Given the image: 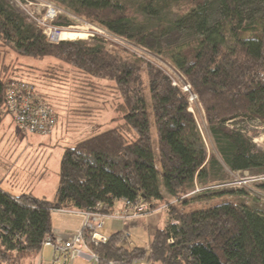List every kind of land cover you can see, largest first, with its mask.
<instances>
[{
  "label": "trees",
  "instance_id": "obj_1",
  "mask_svg": "<svg viewBox=\"0 0 264 264\" xmlns=\"http://www.w3.org/2000/svg\"><path fill=\"white\" fill-rule=\"evenodd\" d=\"M51 1L145 49V37L155 26L133 29L145 15L159 18L175 11L176 26L192 21L194 38L150 50L174 67L189 88L174 84L173 76L153 61L123 48L109 49L99 38L50 42L41 27L29 33L31 23L0 4V124L9 115L7 82L20 79L14 78V65L4 63L8 51L37 60L57 59L45 64L46 72L62 74L80 95L83 89H99L93 79L111 81L125 117L123 126L64 148L55 199L31 192L14 196L0 188V264H27L38 256L43 240L55 237L54 211H89L99 202L110 209L114 199L124 197H141L152 208L166 204L170 221L154 233L149 249L125 245L121 231L96 245L82 227L97 264H135L141 259L148 264H264V207L230 200L229 190L214 189L227 171L264 172V150L242 129L229 125L240 118L264 122L263 1L215 0L221 17L213 22L206 14L212 0ZM51 22L69 26L76 21L59 14ZM75 69L82 75H68ZM192 95L202 106L217 152L205 146L190 111ZM55 117L57 124L56 112ZM196 186L201 193L195 194ZM212 193L224 195L210 200Z\"/></svg>",
  "mask_w": 264,
  "mask_h": 264
},
{
  "label": "rangeland",
  "instance_id": "obj_2",
  "mask_svg": "<svg viewBox=\"0 0 264 264\" xmlns=\"http://www.w3.org/2000/svg\"><path fill=\"white\" fill-rule=\"evenodd\" d=\"M212 1L213 5L206 13L209 15L208 18L211 22L221 17L220 4L215 0ZM262 1L263 3L261 7L264 8V0ZM32 2L33 4L31 6L30 4H26V1L24 0H0V4L4 6L5 11L11 12L14 15L18 14L26 18L28 23H31L29 33L38 27V22H35L28 11H36V13H38L40 2L37 3L35 0ZM63 10L66 12V16L69 15V18L76 21L72 24V27H74L73 30L66 29V31L82 32V34H84L83 38L74 37V40L93 42L95 39L99 38L105 41V46L109 49L123 48L128 51H133L163 68L167 73L172 75L175 81L180 85L186 84L182 75L176 71L174 67L165 60H161L150 50L170 47L194 38L197 33L192 21H185L176 26L174 23L178 19V16L175 11L164 12L158 16L159 18L145 15L143 21L138 25H135L133 28L134 30L139 31L150 30L155 26V30L150 31L145 37V49L140 46H135L129 40H124L118 36L115 37L107 30L100 32L97 30L100 27L96 24H92L93 27L91 26V23L86 20H81L73 14L71 15L67 10ZM36 18L39 19L38 14H36ZM65 37L66 40H73L72 38H67V36ZM1 48L4 49V47ZM0 55H3L1 51ZM6 56L4 63L6 65L12 64L16 68L14 78L20 77V79H24L30 83L32 82L37 90L45 96V99H47L52 109L56 112L57 124L53 130L54 132L50 136L40 134L30 135L21 132L17 128L16 123L12 121L13 119L10 115L6 116L0 124V141L2 136L11 135L12 138L8 141L4 139L0 142V148L3 147L2 152H0V163L10 157H13V161L19 155L24 154L21 163L25 161L26 165L29 166V169H33L34 172H39L43 165H47L45 175L52 183L54 179H58L57 170L64 148L67 146H73L80 140L89 138V136L98 134L102 131L109 130L112 127H121L124 125V111L120 108L122 98L118 95L115 88H113V83L111 81L93 79V85L99 89L94 90L95 92L83 89L84 91L81 90L82 94L80 95L78 89H75V86L63 77L62 74L51 75L46 72L45 64H52L53 61L58 62L57 59L46 57L45 59L37 60L31 57L17 56L13 51H8ZM74 73L80 76L82 75L76 69L70 71L68 75L72 74V76H74ZM9 74H12L11 69ZM190 103V111L195 115L205 146H207L209 152H217L216 146H214L212 141V136L209 134L207 128L205 113L203 112L202 106L194 97ZM148 105L150 113L152 105L149 100ZM231 124L239 127L247 133L258 149L264 150V122L262 123L255 119L250 120L240 118L233 120L229 125ZM151 133L155 139V126H152ZM131 136H133V134ZM40 143L44 144L43 149L41 148L38 150L36 148L41 145ZM260 174H264V172L258 173L255 171L251 173L249 171H243L232 173L227 171L224 176L225 179L217 182L218 185L214 189L216 191L223 189L229 190L227 196L230 200L242 201L250 206L264 207V182L255 180V176ZM212 191L214 190H211L210 192ZM199 192L200 191L195 194H199ZM202 192L205 193L208 191ZM51 193L52 188L49 187L46 194L50 197V195H52ZM223 195L212 193L209 195V198L210 200H220ZM207 204L206 201H202L201 203V205ZM51 219L56 227L66 226L67 228L74 227L78 220L76 214H66L61 212H53ZM123 243L128 245L125 241H123ZM49 251L50 250L46 248V252L49 253ZM135 264H148V260L141 259Z\"/></svg>",
  "mask_w": 264,
  "mask_h": 264
},
{
  "label": "built area",
  "instance_id": "obj_3",
  "mask_svg": "<svg viewBox=\"0 0 264 264\" xmlns=\"http://www.w3.org/2000/svg\"><path fill=\"white\" fill-rule=\"evenodd\" d=\"M26 1V4L32 6L33 0ZM39 3L38 13L29 12L33 17L35 22H38V28H42V32L47 36L48 41L56 42L62 39V34L67 32L66 29H72V25L69 26H58L51 22L57 15L66 14V12L55 5L51 0H35ZM22 4V3H21ZM36 14L39 15V19L36 18ZM69 16V15H68ZM72 19V18H71ZM91 26H93L91 24ZM94 27V26H93ZM99 28V27H97ZM65 29V30H64ZM95 29V28H94ZM100 32L105 30L99 28L97 29ZM111 34V33H110ZM114 36V35H113ZM6 86V106L9 111V115L12 117L13 121L16 123L17 128L24 132L25 134H40L47 135L51 134L55 127V112L52 109L50 103L47 99L42 97L38 92L35 85L31 82H28L24 79H9ZM174 84L177 82L174 81ZM189 85L186 83L183 85V89L188 90ZM195 96L190 97V101ZM256 181L264 182V174L255 176ZM201 191L197 186L194 192ZM118 202V206L115 203ZM111 209V210H110ZM109 209V205L105 202H99L89 211H79V214H82L85 217L84 223L82 225L90 235L92 242L97 244H103L109 240V236L103 235L100 232L101 226L103 225L104 219L107 217L110 218H119L122 220L128 218H136L146 214L147 212L154 211L151 203L143 202L141 197H136L135 199H130L127 197L114 199L113 208ZM165 212L168 211V206L166 204L160 205L158 208ZM59 211L70 212L73 210H64L60 209ZM82 227L76 231L70 240H66L62 237H46L43 241V246L52 247L55 252H67L71 251L73 255L80 257H87L92 261H97V257L93 253H86L82 250L84 244V239L82 236ZM3 225L0 221V232H3ZM124 239H128L127 233L123 234ZM149 249V247H146ZM109 264H119L118 262L111 261Z\"/></svg>",
  "mask_w": 264,
  "mask_h": 264
},
{
  "label": "crops",
  "instance_id": "obj_4",
  "mask_svg": "<svg viewBox=\"0 0 264 264\" xmlns=\"http://www.w3.org/2000/svg\"><path fill=\"white\" fill-rule=\"evenodd\" d=\"M13 121V120H12ZM51 135V134H50ZM48 135V136H50ZM11 135L2 136L1 141L6 139V141L10 140ZM0 141V142H1ZM36 149H43V143ZM3 147L0 148V152H2ZM24 154L19 155L13 161L10 157L5 161L0 163V188H4L12 195L24 194L25 192H31L36 197H44V198H55L58 179H54L51 183L49 179L46 178L45 172L47 165L44 166L37 171H33V169H29V166L26 165L25 161L21 163ZM59 169V165H58ZM58 175V170H57ZM59 178V175H58ZM52 188V195L47 196V189ZM118 206V202L115 203ZM159 207V206H158ZM157 207V208H158ZM154 211L147 212L141 216H137L136 218H128L125 220L119 218H110L107 217L104 219L103 225L101 226L100 232L103 235L110 236L116 231H121L123 234L127 233L128 239H124L128 245H140L143 247H148L150 244L154 233L159 229L166 225H168L170 219L168 214H166L163 210L154 209ZM61 212L66 214H76L78 220L77 224L74 227L67 228L66 226H55L52 220V230L55 233L56 237H62L66 240H70L71 236L81 229L85 217L82 214H79L76 211L63 212V211H54ZM46 248L50 251L46 252ZM82 250L86 253H92V250L87 246L84 241L82 246ZM27 264H97L96 261H92L87 257L75 256L71 251L57 253L50 246H43L40 250L38 256L28 259Z\"/></svg>",
  "mask_w": 264,
  "mask_h": 264
},
{
  "label": "bare ground",
  "instance_id": "obj_5",
  "mask_svg": "<svg viewBox=\"0 0 264 264\" xmlns=\"http://www.w3.org/2000/svg\"><path fill=\"white\" fill-rule=\"evenodd\" d=\"M74 28V27H73ZM73 28L71 30H73ZM81 32V31H80ZM65 36H67V38H74V37H80V38H83L84 37V34L79 33V32H71V31H67V32H64L62 34V37L66 38Z\"/></svg>",
  "mask_w": 264,
  "mask_h": 264
}]
</instances>
